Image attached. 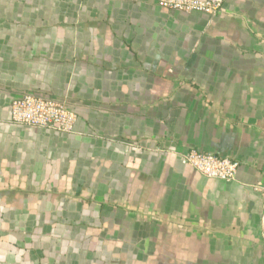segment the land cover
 <instances>
[{
    "label": "crops",
    "instance_id": "0c3cea01",
    "mask_svg": "<svg viewBox=\"0 0 264 264\" xmlns=\"http://www.w3.org/2000/svg\"><path fill=\"white\" fill-rule=\"evenodd\" d=\"M26 94L74 132L13 124ZM263 185L264 0H0V264H264Z\"/></svg>",
    "mask_w": 264,
    "mask_h": 264
},
{
    "label": "built area",
    "instance_id": "2783aa9c",
    "mask_svg": "<svg viewBox=\"0 0 264 264\" xmlns=\"http://www.w3.org/2000/svg\"><path fill=\"white\" fill-rule=\"evenodd\" d=\"M226 0H156L158 7L182 13L219 15ZM11 121L26 128H43L61 134H71L77 121L76 114L65 103L35 94H26L12 102ZM182 163L205 178L234 181L240 163L202 151L190 150L182 156ZM264 193V185L260 187Z\"/></svg>",
    "mask_w": 264,
    "mask_h": 264
}]
</instances>
